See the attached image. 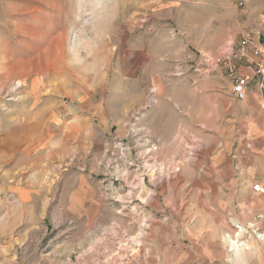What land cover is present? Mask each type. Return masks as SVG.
<instances>
[{
    "label": "rangeland",
    "instance_id": "374dc122",
    "mask_svg": "<svg viewBox=\"0 0 264 264\" xmlns=\"http://www.w3.org/2000/svg\"><path fill=\"white\" fill-rule=\"evenodd\" d=\"M263 7L0 0V264H203L222 199L227 260L253 264L225 238L254 221L241 201L262 180L224 167L208 106L235 98Z\"/></svg>",
    "mask_w": 264,
    "mask_h": 264
},
{
    "label": "crops",
    "instance_id": "0c3cea01",
    "mask_svg": "<svg viewBox=\"0 0 264 264\" xmlns=\"http://www.w3.org/2000/svg\"><path fill=\"white\" fill-rule=\"evenodd\" d=\"M261 11L264 12V7ZM253 33L256 39L264 37V16L259 18L258 28L255 29ZM238 72L247 74L250 77L245 98L242 100L236 97L216 99L213 101L212 105L210 103L208 106L209 109H212L211 115H213V118H215L219 124L215 130L222 136V139L218 141L219 144L217 147L219 150L216 155L228 157L229 162L224 167H239L242 171L249 169L251 172L250 178L262 180V185L264 187V86L262 87L260 85L258 79L245 65L241 64L238 68ZM202 107L203 105L198 106V113ZM201 112H203L202 116L207 114V111ZM230 183L234 184L233 186L236 187V181ZM248 188L247 195H243V200L241 201V205L245 211V215L242 217L244 220L246 215L252 213L256 215L259 212H264V191L256 193L251 187ZM221 204V216L217 219L215 218L219 227H215L213 232H207V236L214 237V248L212 252H209L208 255H205V257L201 259L203 264H231V261L227 260L225 254L226 245L223 244L222 237L224 231L227 230L224 211L226 209L230 211L231 204H234V202L222 199ZM205 210L211 211V207H207ZM121 236L124 237L125 240H129L128 243H126V240L124 245H122L123 250L125 252L131 251L138 240V238H136L137 236H135L133 230L125 228H121ZM253 240L252 246L247 244L244 247L232 251V259L240 258L244 252L247 256L248 251H250L252 254L247 256V258H249L252 263L254 262L253 264H258V262L264 264V240ZM256 244L258 245V251L254 252ZM124 257L123 255L121 258L124 259ZM123 259H121V264L133 263L132 259H128L127 261Z\"/></svg>",
    "mask_w": 264,
    "mask_h": 264
},
{
    "label": "built area",
    "instance_id": "2783aa9c",
    "mask_svg": "<svg viewBox=\"0 0 264 264\" xmlns=\"http://www.w3.org/2000/svg\"><path fill=\"white\" fill-rule=\"evenodd\" d=\"M252 51L247 53L246 47L242 48L240 50L242 56V59L245 60V66L249 69V71L258 79L260 85L264 86V39L262 41L253 43ZM231 80H232V93L237 99H244L246 96V89L249 85L250 77L247 74H241L238 71H236L234 68H231ZM264 108V104H263ZM252 189L256 193H261L264 191V187L262 183H255L252 187ZM264 224V212H259L256 215H254V221L250 222L248 224L247 229L244 228V230L240 233H243L245 235H249V230L251 229V232L254 234H260L264 236V229L257 226L258 224ZM239 227V225L237 226ZM236 232L235 234H227L226 238L230 242V244H233L236 239L240 240L241 242H247L246 239H243V237H239ZM251 235V234H250ZM246 240V241H245Z\"/></svg>",
    "mask_w": 264,
    "mask_h": 264
},
{
    "label": "bare ground",
    "instance_id": "6f19581e",
    "mask_svg": "<svg viewBox=\"0 0 264 264\" xmlns=\"http://www.w3.org/2000/svg\"><path fill=\"white\" fill-rule=\"evenodd\" d=\"M230 222H231L232 225H234L236 227L239 225V227H237L238 231H239V233L237 235H240L241 234L240 232H242L244 230L245 226L243 224H240V222L238 220L234 219V218H231ZM257 237L263 238L264 236L260 235V234H257ZM225 240H226L228 246L230 247V251H234L237 248H241V247H244V246L247 245L246 242H241L238 239H236V241H234L233 244H230V242L227 240V238H225Z\"/></svg>",
    "mask_w": 264,
    "mask_h": 264
}]
</instances>
